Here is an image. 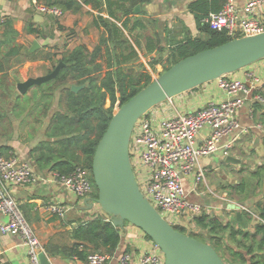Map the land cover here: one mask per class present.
<instances>
[{"label":"crops","instance_id":"0c3cea01","mask_svg":"<svg viewBox=\"0 0 264 264\" xmlns=\"http://www.w3.org/2000/svg\"><path fill=\"white\" fill-rule=\"evenodd\" d=\"M34 1L0 0V19L5 18V21H12L13 28L19 33L16 44L22 49L21 56L5 58L0 54L1 64L6 69L5 72L0 71V85L5 80L3 78L6 77L9 91L14 90L16 94H19L18 83L51 72L58 57L53 56L52 60H48L43 56L47 54L57 55L65 50H72L78 45H86L92 51L104 31L103 28L96 25L95 19L98 16L108 18L104 5L100 10L85 6L82 11L76 14L63 13L62 17L44 16L37 12ZM197 1L150 0L139 4L140 9L138 13H135V16L154 21L155 25L152 28L149 26L146 31L135 30L131 33L125 31L138 54V60L128 67L134 69V66L139 62L143 68L142 72L150 74L154 80L162 73L161 63L167 60L175 42L185 40L187 37H202L195 14L201 15L203 12L201 9L196 11L190 9V6ZM246 2L247 0H235L237 7L242 11ZM204 5L201 4L200 7ZM30 24H34V28L40 33L39 35L26 33V28ZM117 24L122 26V22H117ZM60 26L64 29H60ZM3 33L4 26L0 24V40ZM153 33L159 35L161 39L159 44L163 48L161 52L158 50L148 52L147 50L145 37L153 35ZM35 41L38 42L39 47L34 52H30ZM2 50L6 52L4 46ZM26 51L31 54L36 52L38 55L36 58L26 59L24 56ZM157 59L160 62L153 66ZM152 67L158 68L156 73ZM248 73L255 74L260 79L255 88L259 93H264V85H262L264 82V60L230 74V76L246 82ZM34 88L35 86L25 95H19L21 98L30 95ZM226 98L227 95L219 87L218 80L212 81L166 101L163 107H158L156 110V120L161 121L164 117L177 113L196 111L207 103H220ZM13 102L16 103L15 99ZM20 104L21 106L25 105L22 101ZM2 108L4 110L2 111L3 119L0 122V147L9 148V154L32 163L31 151L40 143L51 141L46 136L48 120L42 124H37L33 117H28L27 114L18 117L16 116L18 111H14L13 105H9L7 101L3 104L0 103V110ZM238 119L241 123L242 132L240 130L239 139L231 151V156L240 162L227 163L222 153L217 152L215 155L200 161V166L206 171L205 181L196 191L192 189L191 177L183 180L188 199L205 207L206 211L209 212L208 214L220 216L226 223L231 221L235 212L239 210L255 212V204L264 200L262 191L260 195L257 194L260 188L259 177L262 179V187L264 183V107L256 101H247L239 111ZM259 124H261V128L256 127ZM207 135L208 130H203L200 138L207 137ZM32 164L37 172L49 182L38 186L13 185L10 187V193L19 204L26 220L31 224L45 248L49 242L62 235L65 236V243H70L71 239H67V233L79 222L89 221L97 214L104 215L97 206L91 210L81 209L80 206L84 204V200H78L73 192L62 190L50 182L52 170L41 171L36 168L34 163ZM256 172H259V175L253 176V173ZM248 174L251 180H254L253 194L251 191L249 197L246 196V192L239 193L238 188H236L238 184L247 181ZM53 200L70 208L65 220L52 217L45 210V205ZM253 217L252 225L260 220L256 214H253ZM5 221L6 218L0 214V224ZM120 234L121 243L113 253L109 264H119V257L125 252L137 257L153 247L150 240L132 225L126 224ZM46 257L50 264H86L84 261L61 256L46 254ZM0 262L4 264H29L27 247L22 243L20 237L2 233L0 230Z\"/></svg>","mask_w":264,"mask_h":264},{"label":"trees","instance_id":"16d2710c","mask_svg":"<svg viewBox=\"0 0 264 264\" xmlns=\"http://www.w3.org/2000/svg\"><path fill=\"white\" fill-rule=\"evenodd\" d=\"M35 1L41 6L59 9L64 14H76L85 6L100 10L102 5L108 13V18L98 16L95 19L96 25L104 31L92 51L86 45H78L57 55L43 56L48 60H52L53 56L58 57L51 71L58 63H64L54 79L35 86L31 94L23 98L9 91L6 77L0 85V103L15 99L13 110L18 111L16 116L27 114L37 124L48 120L46 136L51 141L40 143L31 151L32 161L38 170L49 169L60 175H70L76 167H83L91 172L96 147L107 130L116 106L124 105L153 81L150 74L128 67L138 60V54L125 33L146 31L149 26L155 25L154 21L135 16L136 7L150 0ZM224 2L225 0H198L190 6L192 11L201 9L203 12L201 15L195 14L203 36L187 37L175 42L167 57L169 66L163 72L188 56L231 40L225 30L213 29L206 22L211 14L221 10ZM201 4L205 5L200 7ZM117 22H122V26ZM2 25L4 33L0 40V54L5 58L21 56L22 49L16 44L19 33L13 28L12 21L6 20ZM59 28L64 29L61 26ZM26 33L40 34L34 24L27 26ZM145 40L148 52H161L163 49L156 33L146 36ZM3 46L6 52L2 50ZM8 47L10 48L7 49ZM37 55L36 52L24 53L26 59L36 58ZM159 62V59L155 60L153 66ZM0 71H6L1 61ZM84 84L87 86L78 92L71 91L72 85ZM21 101L25 103L24 106H21ZM107 101L110 103L108 107ZM3 110H0V122ZM8 152L9 148L0 147V155L14 156ZM257 175L259 172L253 173V176ZM91 180L94 183L92 173ZM261 183L262 179L259 177V186ZM94 188L92 199L96 200L95 185ZM236 188L243 194L247 190V183L243 181ZM254 208L255 212L243 209L235 212L234 218L227 223L220 216L203 213L194 219L198 231H192L193 235L190 236L209 243L225 264H264V200L257 202ZM253 214L260 219L254 225ZM107 218L105 215H98L89 221L79 222L67 233L70 243H65L64 235L58 236L48 243L46 253L84 262L91 253L112 255L121 243V229ZM176 229L185 233L183 228Z\"/></svg>","mask_w":264,"mask_h":264},{"label":"built area","instance_id":"2783aa9c","mask_svg":"<svg viewBox=\"0 0 264 264\" xmlns=\"http://www.w3.org/2000/svg\"><path fill=\"white\" fill-rule=\"evenodd\" d=\"M34 4L37 12L44 16H63L59 9L41 6L36 1ZM4 22L5 18H1L0 24ZM206 22L213 29L225 30L231 40L263 34L264 0H247L243 11L237 7L235 0H225L221 10L211 14ZM218 82L227 95L222 102H210L196 111L166 116L161 121L150 119L149 114L137 121L131 136L130 153L133 167L136 166L134 170L139 175V178L137 174L136 177L141 191L168 223L188 232L196 231V217L209 212L188 199L183 180L191 177L192 189L196 191L205 181L206 171L200 166V161L217 152H221L224 159L231 156L240 130L242 132L238 113L246 102L256 101L264 107V93L255 88L260 82L255 74L248 73L246 82L230 75L223 76ZM256 127L262 126L259 124ZM203 130H208V135L201 139ZM32 163L17 156L0 155V214L6 218L0 224V230L21 238L27 247L29 264H42L40 256L47 254L45 246L10 193L13 185L38 186L49 182ZM50 174V182L60 189L73 192L80 201H94L92 194L95 188L90 170L76 167L70 175H60L55 171ZM44 208L49 215L60 220H65L70 211L68 206L54 200ZM112 255L91 253L86 264H109ZM118 262L164 264V256L153 244L150 250L137 257L125 252Z\"/></svg>","mask_w":264,"mask_h":264},{"label":"water","instance_id":"95a60500","mask_svg":"<svg viewBox=\"0 0 264 264\" xmlns=\"http://www.w3.org/2000/svg\"><path fill=\"white\" fill-rule=\"evenodd\" d=\"M139 9L137 6L135 13ZM38 47L35 41L30 52ZM263 60L264 33L233 39L180 60L119 107L99 141L92 161L97 199L84 201L80 208L91 210L97 206L121 230L126 224L137 228L158 246L164 264H225L209 243L178 231L145 197L132 163L131 136L137 121L149 116L154 107ZM63 66L60 62L50 73L18 83V93L25 95L32 87L54 79ZM86 86L72 85L71 91L78 92ZM225 161L240 162L232 156L226 157ZM262 193L264 196V183ZM40 258L42 264H50L44 253Z\"/></svg>","mask_w":264,"mask_h":264},{"label":"rangeland","instance_id":"374dc122","mask_svg":"<svg viewBox=\"0 0 264 264\" xmlns=\"http://www.w3.org/2000/svg\"><path fill=\"white\" fill-rule=\"evenodd\" d=\"M153 27V25H151L150 26V28H152ZM63 44V43H62ZM59 50H61V49H59ZM46 53H48V52H46ZM162 72L169 66V63H168V61L166 60L165 62L163 61L162 63ZM134 66V65H133ZM134 69L135 70H137V71H143V68H141L140 67V63L139 62H137V65H135L134 66ZM152 69H153V71H154V73H156V70L158 69V68H153L152 67ZM162 74V73H161ZM160 74V75H161ZM159 75V76H160ZM158 76V77H159ZM10 90V89H9ZM10 92H12V93H15V91L13 90V91H10ZM8 103H9V105H13L14 106V102L13 101H10V100H8ZM109 101H107L106 102V107H108L109 106ZM163 105H165V103H162V104H160V105H158V106H156V107H154L151 111V115H150V119H152V120H154V121H156V119H157V114H156V110L158 109V107H163ZM118 106H116V108H115V110H114V112H116L117 110H118ZM135 168H136V166H134ZM135 172H136V174H137V170H135ZM138 175V174H137ZM248 177L246 178L247 179V190H246V196L247 197H249L250 195H251V191H252V194H253V190L254 189H252L253 188V181L251 180V177L249 176V174L247 175ZM138 178H139V175L137 176ZM261 191H262V186L260 185V188H259V191H258V195H260L261 194ZM262 197V196H261ZM99 214H97L96 216H98ZM175 227H177V226H175ZM178 229H180L179 227H177ZM195 230L196 231H198V228H195ZM187 235H193V232H188L187 230H185L184 231ZM148 239V238H147ZM148 240H150V239H148ZM150 242L152 243V244H154L151 240H150Z\"/></svg>","mask_w":264,"mask_h":264}]
</instances>
